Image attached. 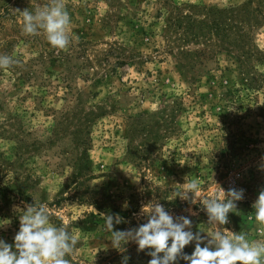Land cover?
I'll return each instance as SVG.
<instances>
[{
	"label": "rangeland",
	"instance_id": "rangeland-1",
	"mask_svg": "<svg viewBox=\"0 0 264 264\" xmlns=\"http://www.w3.org/2000/svg\"><path fill=\"white\" fill-rule=\"evenodd\" d=\"M50 2L0 0V55L18 61L0 69V239L14 244L21 211L42 203L78 238L71 264H148L150 249L112 246L105 216L138 228L157 202L203 247L201 198H174L194 178L202 198L243 189L221 227L258 238L264 0H64L66 50L22 30L19 11Z\"/></svg>",
	"mask_w": 264,
	"mask_h": 264
},
{
	"label": "clouds",
	"instance_id": "clouds-1",
	"mask_svg": "<svg viewBox=\"0 0 264 264\" xmlns=\"http://www.w3.org/2000/svg\"><path fill=\"white\" fill-rule=\"evenodd\" d=\"M19 12L22 13L25 35L35 36L43 30L53 48H68L71 17L64 0H51L50 4L37 7L34 12L28 9ZM17 63L9 55H0V69ZM181 186L182 190H178L174 198L188 200L189 194H192L193 202L195 198H201L208 224L213 226L203 247L201 244L205 238L190 230L192 220L189 217H173L157 202L143 208L148 219L138 228L114 231V223L119 224L122 219L118 215H106L105 225L111 232L112 246L119 249L122 244L132 241L140 251L150 249L147 254L152 258L148 264H177L181 259L187 264H264V190L252 205L254 216L248 217L250 221L254 220L258 237L250 239L245 232L235 233L221 227L229 223L228 214L234 212L236 202L243 199V189L230 188L225 192L220 188L221 196L202 198L198 179H191ZM192 242H195L193 253L185 254L184 248ZM78 243L76 235L68 230L67 222L60 226L50 222L46 205L27 204L20 214V227L14 236V244L0 239V264H71L66 257L74 253ZM127 259L124 258V264H127Z\"/></svg>",
	"mask_w": 264,
	"mask_h": 264
}]
</instances>
